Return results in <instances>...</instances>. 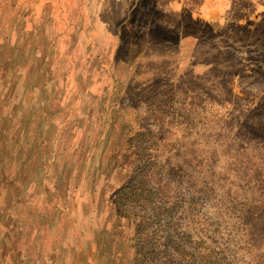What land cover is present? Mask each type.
I'll list each match as a JSON object with an SVG mask.
<instances>
[{
  "label": "rangeland",
  "instance_id": "rangeland-1",
  "mask_svg": "<svg viewBox=\"0 0 264 264\" xmlns=\"http://www.w3.org/2000/svg\"><path fill=\"white\" fill-rule=\"evenodd\" d=\"M171 1L0 0V264H264V10Z\"/></svg>",
  "mask_w": 264,
  "mask_h": 264
},
{
  "label": "crops",
  "instance_id": "crops-1",
  "mask_svg": "<svg viewBox=\"0 0 264 264\" xmlns=\"http://www.w3.org/2000/svg\"><path fill=\"white\" fill-rule=\"evenodd\" d=\"M247 4H249V6H246ZM166 6L165 11L173 13L179 12L180 16L187 14V16L189 15L191 19H194L195 10L202 9L201 11L203 15L199 16H205V20H208L211 24H224L226 22L235 23L237 26L242 25L243 27H246L248 31H251V18L253 15L255 16L260 9L264 10V0H201V2L197 5L195 0H172L167 3ZM246 9H250L252 12L248 15L245 13ZM219 11L220 16H217L216 13H219ZM243 21L245 22L243 23ZM187 33L188 34L182 37V40L196 41L200 39L199 36H195L192 32Z\"/></svg>",
  "mask_w": 264,
  "mask_h": 264
},
{
  "label": "trees",
  "instance_id": "trees-1",
  "mask_svg": "<svg viewBox=\"0 0 264 264\" xmlns=\"http://www.w3.org/2000/svg\"><path fill=\"white\" fill-rule=\"evenodd\" d=\"M162 264H169V261L166 260Z\"/></svg>",
  "mask_w": 264,
  "mask_h": 264
}]
</instances>
